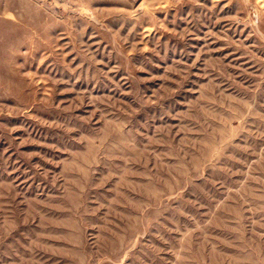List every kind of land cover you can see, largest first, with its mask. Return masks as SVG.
Segmentation results:
<instances>
[{
	"label": "rangeland",
	"instance_id": "374dc122",
	"mask_svg": "<svg viewBox=\"0 0 264 264\" xmlns=\"http://www.w3.org/2000/svg\"><path fill=\"white\" fill-rule=\"evenodd\" d=\"M0 264H264V0H0Z\"/></svg>",
	"mask_w": 264,
	"mask_h": 264
}]
</instances>
